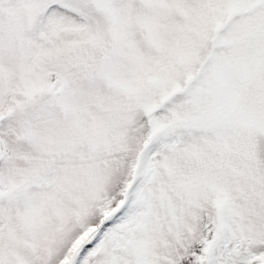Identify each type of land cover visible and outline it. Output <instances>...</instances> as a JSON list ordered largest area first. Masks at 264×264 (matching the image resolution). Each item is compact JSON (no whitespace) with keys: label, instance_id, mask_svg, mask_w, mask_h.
<instances>
[{"label":"snow or ice","instance_id":"6c2138e0","mask_svg":"<svg viewBox=\"0 0 264 264\" xmlns=\"http://www.w3.org/2000/svg\"><path fill=\"white\" fill-rule=\"evenodd\" d=\"M0 264H264V0H0Z\"/></svg>","mask_w":264,"mask_h":264}]
</instances>
